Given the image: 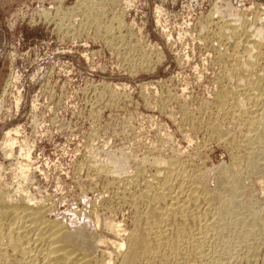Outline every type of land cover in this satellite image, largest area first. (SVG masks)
Listing matches in <instances>:
<instances>
[{"label":"rangeland","instance_id":"374dc122","mask_svg":"<svg viewBox=\"0 0 264 264\" xmlns=\"http://www.w3.org/2000/svg\"><path fill=\"white\" fill-rule=\"evenodd\" d=\"M237 14L263 29L264 0H0V141L18 130L11 155L0 142L1 193L41 201L46 218L82 228L90 241L115 239L102 223L128 231L133 209L116 197L113 174L86 169V160L115 159L130 174L156 157L189 158L209 170L210 188L219 167L237 168L240 198L264 213V145L246 171L245 158L234 164L235 147L209 128L218 91L235 84L225 75L232 49L219 27ZM262 36L255 72L264 81ZM224 119L238 138L240 128ZM20 146L31 149L29 159ZM263 234L231 247L228 264L262 263ZM98 245L95 264H106L102 251L112 248Z\"/></svg>","mask_w":264,"mask_h":264},{"label":"bare ground","instance_id":"6f19581e","mask_svg":"<svg viewBox=\"0 0 264 264\" xmlns=\"http://www.w3.org/2000/svg\"><path fill=\"white\" fill-rule=\"evenodd\" d=\"M238 14L234 18L224 19L219 27L221 31L218 30L232 49L229 55L232 62L225 75L234 77L235 84L221 87L218 91L216 102H213L216 103L217 110L214 109L217 113L209 128L220 140L225 139L235 147L231 159L234 164L240 158H245L249 167L245 170L248 171L254 164L250 162V157L264 145V81L260 77L263 73L255 72V66L263 56L260 38L264 34V27H256L251 19ZM221 37L218 38L220 42ZM240 49L245 53L243 59L237 54ZM221 117L240 128L238 138L230 136L223 129L219 123ZM17 131V128L5 131L0 141L7 155L14 151L16 141L11 135ZM22 146L19 150H23L21 153L29 159L31 149ZM261 153L264 157V152H259V155ZM93 159L86 160V169L113 174L110 179L113 181L111 185L114 183L116 186V197L124 199L133 209V227L126 231L121 224L105 220L103 228L115 239L103 237L97 242L90 241L82 228L70 231L62 221L46 218L44 214L48 206L41 201H32L29 195L19 193H15L17 198L8 196L13 193L4 196L6 190L4 194L0 191V264H95L99 243L112 248L108 247L110 252L102 251L103 255H108L106 264H228L226 256L233 254L229 251L231 247L242 245L260 232L263 234L264 213L256 211L253 205L240 198L242 184L237 175L241 171L238 172L237 168L223 166L218 170L216 167L215 184L210 188L206 180L209 170L199 169V165H193L189 158L156 157L149 162V168L140 163L141 166L130 174H127L126 167L120 173V167L125 165L121 163L122 166H116L119 163L115 159V164L112 160L111 164H106ZM21 193L24 194L23 191ZM95 217L98 222V217ZM245 259L246 264H254L247 257ZM260 264H264V259Z\"/></svg>","mask_w":264,"mask_h":264}]
</instances>
